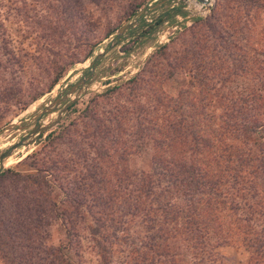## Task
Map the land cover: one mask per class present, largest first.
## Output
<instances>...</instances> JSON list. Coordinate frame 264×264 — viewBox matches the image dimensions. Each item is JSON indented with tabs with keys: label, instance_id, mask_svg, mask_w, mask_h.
I'll list each match as a JSON object with an SVG mask.
<instances>
[{
	"label": "rangeland",
	"instance_id": "374dc122",
	"mask_svg": "<svg viewBox=\"0 0 264 264\" xmlns=\"http://www.w3.org/2000/svg\"><path fill=\"white\" fill-rule=\"evenodd\" d=\"M178 6L185 15L144 36L146 23ZM140 16V26L98 62L86 93L71 96L76 101L58 124L7 160L4 171L11 178L0 185V217L14 224L5 228L8 244L1 246L0 238V264H53V256L63 257L61 245L69 246L73 264H125L130 257L125 243L140 241L139 264L141 256L148 257L146 264H166L173 252L188 259L185 242L157 247L153 223L141 215L128 222L130 195L151 191L166 202L180 197L181 190L167 191L158 171L167 166V177L181 176L179 162L195 157L201 138L212 143L210 149L219 139L223 154L244 133L251 150L264 155V0H212L209 10L195 0H0V131L14 125L0 135V156L29 134L61 93L90 73V64L118 29ZM59 115L42 123L50 125ZM245 125L247 131L232 133ZM96 126L112 130L106 135L107 155L103 147H91L98 139L91 136ZM170 129H178L174 139ZM185 142L190 148L181 150ZM94 171L111 174L114 187L116 176L130 178L113 188L88 176ZM79 172L85 180L78 179L73 188L83 198L70 203L59 198V183ZM95 196L113 202L114 229L104 232L100 226L98 208L90 207ZM98 228L102 237L94 234ZM112 242L118 245L111 251ZM18 247L32 259L21 260ZM219 252L220 264L250 260L239 245Z\"/></svg>",
	"mask_w": 264,
	"mask_h": 264
},
{
	"label": "trees",
	"instance_id": "16d2710c",
	"mask_svg": "<svg viewBox=\"0 0 264 264\" xmlns=\"http://www.w3.org/2000/svg\"><path fill=\"white\" fill-rule=\"evenodd\" d=\"M185 14L186 12L180 6L169 9V11L156 19L154 24L146 23V27L148 26V28L143 32L144 36H151L157 26H161L163 23L171 20L176 21L177 15ZM130 32L132 33V31ZM251 125L256 126V128L258 126L255 122ZM247 129H249V125L243 127L237 126V129L234 130L235 132L232 133L237 132L238 134V132H242L240 130L247 131ZM164 130L167 129L165 128ZM164 130L160 131L167 133ZM216 132L212 131L211 134L214 138L218 139V134H215ZM107 134H112V130L109 128L108 130H105V128L100 129L98 126L94 128L93 134H91L92 137L98 138L91 147L94 150L103 147L106 155L109 152L108 149H105L106 142L108 141L107 139H110L106 137ZM168 134H173L172 139H174L179 132L178 129H170ZM242 134L244 133L237 135L238 141L236 146L232 144V147L228 151L224 149L223 154L219 153V139L213 142L214 144L210 149L209 145L212 143L208 142L207 139L201 138V141L196 145L195 157H191L192 160L190 158L184 160L185 163L179 162L178 169L181 176L175 175L173 172L171 177H167V166L158 171L159 181L164 180V182L168 183L169 187L167 191L172 194L173 190H181L182 195L180 197H171L166 202L165 200L161 201L162 195L159 196L157 193H153L156 196L154 197L151 191L144 195H130L129 201L131 203L129 211H126V216L130 218L128 222L136 220L141 215L142 219L153 223L152 229L156 230V234L153 237L154 241L157 242L155 246L166 248L170 245H176L179 241L187 244L186 247L191 253L188 259L187 257L182 259L178 252H173L172 255H167L170 259H168L169 261L166 264H220L222 261L219 248L234 244L244 247L250 253L248 264H264V155L262 156L260 153L253 152L251 150L252 147H250L252 144L249 143L250 136ZM102 137L107 139L102 141L100 145ZM168 142L167 138L162 145ZM173 143H171L172 147H175ZM114 145L115 142L113 143ZM183 145L185 147L181 150L190 148L187 142L183 143ZM226 153L229 154V157L223 159L222 157ZM88 176L94 177L98 182L103 179L107 184H111L113 188L125 186L123 181L126 180L128 182L130 178L126 177L124 179V176L122 178L116 176L115 180L117 183L114 187L111 183L113 181V178H110L111 174L108 177L107 173L103 171L96 173L94 171L92 174L89 173ZM73 177L66 184L59 183V198H62L63 195V198L69 203L72 200L75 202V198H83L81 193L74 190L73 184L78 179H84V176L79 172L75 178ZM8 178H11L8 171L1 172L0 185ZM170 187L172 188L170 189ZM103 191L106 192L107 189L103 187ZM161 191L168 193L163 189ZM1 192H3L1 193L2 197L7 199L9 195L4 191ZM107 194L109 195L108 191ZM142 196L144 200L140 198ZM153 197L154 201H150ZM95 200L97 202L94 201L90 207L93 209L98 208L95 215L101 218L99 219L100 221L104 220L100 225L103 231L114 229L118 221L109 218L111 217L109 212L112 209L113 202L109 198H102V196H95ZM188 202H192L191 204L194 206L188 204ZM87 203L89 204L90 202L87 201ZM11 211L14 212L13 209ZM23 213H26V211L20 212V214ZM59 213L64 214L65 211L59 209ZM7 224L13 225L14 223L10 221L5 222L4 218L0 217V227H3L0 231V238L1 246L3 247L4 244H8L4 236ZM100 230L98 228V231H95L94 234L97 236L101 234L102 237ZM68 232V236H70L71 231L68 230ZM9 236H13V234L11 233ZM68 240L70 243V239ZM26 241L29 242L28 238ZM158 242H161V244ZM11 243L12 240L9 239V245ZM115 244L117 242L110 243L109 249L111 251ZM125 244L129 247L128 252L130 257L124 263L139 264V257L142 247H144V241H140V244L134 242ZM20 248L18 247L17 250H20L19 255L21 260H31L33 257L32 253H24L23 256ZM59 248V252L63 253V257L55 255L51 259V262L53 264H73L72 258L69 255V246L61 245ZM154 249L153 246L150 250ZM52 250L54 249L52 248ZM49 256L46 254L47 258ZM148 260V257L141 256L140 262L146 264L143 261ZM10 262L14 263L13 258ZM164 262L163 260L158 261L159 264H163ZM36 263L31 262L30 264Z\"/></svg>",
	"mask_w": 264,
	"mask_h": 264
},
{
	"label": "water",
	"instance_id": "95a60500",
	"mask_svg": "<svg viewBox=\"0 0 264 264\" xmlns=\"http://www.w3.org/2000/svg\"><path fill=\"white\" fill-rule=\"evenodd\" d=\"M197 2H199L200 4H202L204 7L207 8V10H209L211 8V3L212 1L210 0H195ZM148 8V7H147ZM147 8L143 11V13L147 12ZM142 22V16H140L139 18H137L136 20H134L131 23H128L127 25H124L123 27H121L120 29H118L117 33L115 34V36L112 39V43L109 47H107L104 51H102L101 53H99L96 58L92 61V63L90 64V74L89 75H85V77L81 80H79L76 84L71 85L67 90H66V94H64L65 92H63L62 94H64L63 97L56 99V101L51 104L50 106H47L42 113H40L39 115V120L37 121V125L35 126L34 129L31 130V132L24 137L21 141H19L18 143L14 144L13 146H11L6 152H4L1 156H0V173L4 171L5 169V164L7 162V160L9 158H11L14 153L20 149L21 147H24L26 145L31 144L32 142H34L36 140V138L38 136H40L41 134L45 133L46 131L50 130L51 128H53V126H55L56 124H58L59 120H61L63 114H65V112L69 109L70 106H72L76 99L71 100L70 103L62 110V112L60 113L58 119L56 121H54L53 123H51L50 125H45V123L43 124V118L47 115H51L53 113L56 112V110L58 109V107L60 106L61 103L65 102L66 100H68L70 98V96H72L74 93H76V91L83 86L84 88H89L90 84H86L87 81H89L91 79V77H93V75L95 74V70H96V66L98 64L99 61L103 60L108 54L109 52L113 49L114 45L119 42L124 36H126V34L134 29H136L137 27L140 26ZM86 86V87H85ZM86 89V90H87ZM86 92L79 91L77 94V98L80 97L81 94H84ZM14 128V125H10L9 127L3 129L2 131H0V135H2L4 132L9 131L11 129Z\"/></svg>",
	"mask_w": 264,
	"mask_h": 264
},
{
	"label": "flooded vegetation",
	"instance_id": "af4514ba",
	"mask_svg": "<svg viewBox=\"0 0 264 264\" xmlns=\"http://www.w3.org/2000/svg\"><path fill=\"white\" fill-rule=\"evenodd\" d=\"M89 74H90V73H89ZM89 74H88V75H89ZM84 77H85V76H84ZM84 77H83V78H84ZM83 78H82V79H83ZM80 80H81V79H80ZM91 81H92V77H91V79H90L89 81L86 82V84H87V85L90 84ZM85 87H86V86H85ZM83 89H86V88H84L83 86H81V87L76 91V93H78L79 91H82ZM66 93H67V92L65 91L64 94H66ZM76 93H74L73 95H75ZM64 94L61 93V95L58 96L56 99L63 97ZM73 95H72V96H73ZM70 98H71V96H70ZM70 98H69L68 100H66L65 102L61 103L60 106L58 107V109L56 110V112L53 113V114H59V113H61L62 110H63V109H64V108L70 103V101H71ZM56 99L53 101V103L56 101ZM53 103H52V104H53ZM69 109H70V108H69ZM69 109H68L67 111H69ZM67 111H66V112H67ZM66 112H65V113H66ZM53 114H51V115H53ZM51 115H47V116H45V117H49V116H51ZM45 117H44V118H45ZM44 118H43V119H44ZM38 120H39V116L36 118V121H35L36 123L34 124L33 129H34L35 126L37 125V121H38ZM31 130H32V129H30V132H31ZM30 132H29V133H30Z\"/></svg>",
	"mask_w": 264,
	"mask_h": 264
},
{
	"label": "bare ground",
	"instance_id": "6f19581e",
	"mask_svg": "<svg viewBox=\"0 0 264 264\" xmlns=\"http://www.w3.org/2000/svg\"><path fill=\"white\" fill-rule=\"evenodd\" d=\"M210 1H212V0H210ZM9 161V160H8Z\"/></svg>",
	"mask_w": 264,
	"mask_h": 264
},
{
	"label": "built area",
	"instance_id": "2783aa9c",
	"mask_svg": "<svg viewBox=\"0 0 264 264\" xmlns=\"http://www.w3.org/2000/svg\"><path fill=\"white\" fill-rule=\"evenodd\" d=\"M204 7V6H203ZM162 38H164V37H162Z\"/></svg>",
	"mask_w": 264,
	"mask_h": 264
}]
</instances>
